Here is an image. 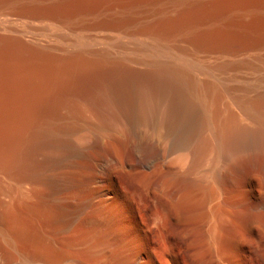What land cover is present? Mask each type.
Wrapping results in <instances>:
<instances>
[{
	"label": "bare ground",
	"instance_id": "obj_1",
	"mask_svg": "<svg viewBox=\"0 0 264 264\" xmlns=\"http://www.w3.org/2000/svg\"><path fill=\"white\" fill-rule=\"evenodd\" d=\"M26 1L0 7L89 33L60 46L0 23L1 261L57 264L21 216L69 226L94 205L122 264H175L180 243L151 236L168 215L211 262L264 264V0ZM76 240L63 264L104 260L100 233Z\"/></svg>",
	"mask_w": 264,
	"mask_h": 264
},
{
	"label": "rangeland",
	"instance_id": "obj_2",
	"mask_svg": "<svg viewBox=\"0 0 264 264\" xmlns=\"http://www.w3.org/2000/svg\"><path fill=\"white\" fill-rule=\"evenodd\" d=\"M37 1V0H36ZM39 1V0H38ZM40 1H42V0H40ZM25 2H27L26 0H25ZM48 4H49V1L47 2ZM46 3V4H47ZM168 2H166V3H162V6H164V4H167ZM116 4V3H115ZM115 4H112V5H115ZM168 5H169V3H168ZM168 5H165L164 6V8L166 7V8H170V6H171V4L168 6ZM16 6H18V5H14V3H12L11 5H10V3H9V5H8V3H6V5L5 4H2L1 5V7H0V23L1 24H3L4 26H8L9 28L11 27L12 29H15V30H18V31H23L24 32V34L26 35V38H30L31 36H35L36 38L37 37H40V38H42V30L45 28V30H47L46 31V33L48 34V35H51L52 36V38H53V43H56L57 45H60V46H66V45H72L73 43H74V41H75V39H76V37L77 36H80V35H85V34H88L89 32L88 31H86V30H81V29H79V28H77V27H75V28H73L72 30H69V26H67L66 24H62L61 23V21L60 22H58V21H54V20H52V18L50 19L49 18V16H43V18L41 17L42 15H38L37 14V16H39V17H36V16H31L30 14H29V12L27 13V14H25L24 16H22L23 14H21V17L20 16H17L18 14L20 15V13L18 12V7H16ZM116 7L115 8H117L118 7V5H115ZM144 6H148V5H146V4H142L141 6H139V7H137L138 9H142L143 10V7ZM168 6V7H167ZM135 7V8H136ZM145 8H147V7H144V10L143 11H141V10H139V11H137V9H135L134 10V12H137V14L136 15H138L139 13H140V11H141V16H142V14L143 13H145L144 11H146L145 10ZM148 8H151V7H148ZM147 8V11L146 12H148V13H151V10L153 9V8H151V9H148ZM31 12V11H30ZM139 12V13H138ZM18 13V14H17ZM148 13H145V14H143V16L141 17L140 15V19L142 18V19H144L145 17V15H146V17L147 16H150V14H148ZM33 14H34V12H33ZM30 15V16H29ZM36 15V14H35ZM151 15H152V13H151ZM139 16H137V17H139ZM151 17V16H150ZM149 18V17H148ZM146 19V18H145ZM78 20L77 19H75L74 20V22H77ZM54 35H56V36H54ZM65 35V39L64 38H62V36H64ZM115 34H112L110 37L111 38H113V39H115ZM62 38V39H61ZM41 40V39H40ZM42 41V40H41ZM102 43H101V40H98L97 42H94V46H99V45H101ZM130 179V178H129ZM129 179H127V181H128V184H129V182H131V181H129ZM130 180H133L132 178L130 179ZM132 183H134V181H132ZM131 184V183H130ZM147 203H146V207H147V209H148V211H153L152 210V205L148 202V201H146ZM150 204V205H149ZM102 210H104V211H102ZM99 211V212H98ZM102 212V213H101ZM107 213V214H106ZM23 216V215H22ZM21 216V219H22V221H23V219H25L23 222L25 223V226H27L26 228H27V230L31 233V234H35V232H37L36 234H35V236L37 235H39L38 236V238H40V239H38V240H41L40 241V243L42 242V235L41 234H44L45 235V233L47 234V236L49 235V234H51V235H49V236H51L52 238H53V243H52V247H54V250L53 251H55L56 249V251L52 254L53 256H51L52 258L54 257L55 259H57V260H55L54 258V260L56 261V263L57 264H63L64 262L63 261H65V255H66V253H64L65 251H63V250H65V249H63V248H61L62 247V245H63V247H65L66 245H68L70 242H73V243H75L77 240L76 239H78V237H80V236H82V235H84L86 232H90L91 230H93L94 232H98V233H100V237L102 238V242L103 243H105V245L103 244V246L101 247L102 248V250H103V255H105L104 256V260L103 261H101V259L99 260V263L98 264H102L103 262H104V264H122L123 262H124V259H125V256L126 255H128V253H126L125 251H127L126 250V248H125V246L122 244V245H120L119 243H117L116 241H114V238L117 236V233H116V231H115V224L112 222V220L109 218V211L106 209L105 210V208L103 209H99V208H95V206L94 205H92V206H90V207H87L79 216H78V218H75L74 220L75 221H73L72 223H68V225L69 226H58L57 224V226H55V224L53 225L51 222H49V221H46L45 219H43L42 218V213L39 215V216H37L36 215V217H35V215H34V217H30V216H27V215H24V217H22ZM26 216V217H25ZM98 217V218H97ZM171 217H173L172 215H168V217H167V219H165V217L163 218V220L164 221H162V223L161 224H164V227L163 228H159L160 229V231H159V229H157L156 230V228L155 229H153V230H151V233H152V237H154V240H153V238H152V242L153 241H155V244L154 245H158L159 247V249L160 248H162V247H164L163 245L169 240V241H172V240H174L173 242L175 243V242H177L178 244L180 243V245L179 246H175L174 248H175V250H177V251H174V253L176 254V256L178 257V258H176V262H175V264H178L177 262H180L179 264H197L198 262H199V264H201V262L203 263V264H217V262H211V260L209 259V256H208V253H207V250H204L200 245H199V242L197 241L196 242V240L194 239L195 237H194V235H193V237L194 238H191V235H190V233H189V235H188V232H187V229H184V228H186L185 227V225H179V223H177L176 221L174 222L173 220L174 219H172ZM36 219V221H35V219H34V221H32V219ZM112 218H113V215H112ZM116 218V217H115ZM170 218V219H169ZM27 219V220H26ZM38 219V220H37ZM91 219H92V223H89V221H91ZM95 219V220H94ZM46 221V222H43V221ZM88 220V221H87ZM166 221V222H165ZM31 222H34V223H31ZM49 224H48V223ZM164 222V223H163ZM43 223V224H42ZM51 223V224H50ZM83 223V224H82ZM170 223V224H169ZM33 224V225H32ZM45 224V225H44ZM169 224V225H168ZM90 225V226H89ZM45 226V227H44ZM51 226V227H50ZM95 226V227H94ZM159 226H161V225H159ZM163 226V225H162ZM167 226V227H166ZM169 226H171V227H169ZM179 226H181V227H183V228H181V227H179ZM64 227V228H63ZM69 227V228H68ZM79 227V228H78ZM169 227V228H168ZM45 228V229H44ZM68 228V229H67ZM78 228V229H77ZM83 228H85V230L83 229ZM87 228V229H86ZM113 228V229H112ZM169 230H168V229ZM178 228V229H177ZM48 229V230H47ZM53 229V230H52ZM83 229V230H82ZM94 229H97L96 231L94 230ZM165 229V230H164ZM181 229H184V230H186V232H185V234H183V232H184V230L182 231ZM111 230V234H109L110 231ZM173 230V231H172ZM43 231V232H42ZM115 231V232H114ZM153 231H155V232H153ZM178 231H180L181 233H182V235L180 236L183 240H180V237L178 236V234L180 235L181 233H179ZM39 232V233H38ZM52 232H54V233H52ZM76 234H75V233ZM168 232V233H167ZM62 233V234H61ZM78 233V234H77ZM114 233V234H113ZM155 233V234H154ZM163 233V234H162ZM171 233V234H170ZM187 233V234H186ZM55 236H57L56 238H57V242H56V238L55 237H53L54 235ZM57 234V235H56ZM157 234V235H156ZM168 234V235H167ZM170 234V235H169ZM174 234H176V236L174 235ZM162 237H161V236ZM187 236V237H190V238H187V237H185V236ZM36 236V237H37ZM59 236H60V238L61 239H59ZM156 236L158 237V238H156ZM170 236V237H169ZM108 237V238H107ZM178 239H177V238ZM184 237V238H183ZM66 238V239H65ZM75 238V239H74ZM106 238V239H105ZM109 238H110V240H109ZM156 238V239H155ZM162 238V239H161ZM163 238L165 239V241L163 240ZM166 238H168V240L166 239ZM171 238V239H170ZM187 238V239H186ZM55 239V240H54ZM70 239H72V241L70 240ZM104 239V240H103ZM160 239V240H159ZM195 241H194V240ZM196 239H197V237H196ZM70 240V242H68ZM189 240V241H188ZM190 240H192V242H196V243H198V244H196V247H198L197 249H196V247H195V244L194 243H192V242H190ZM197 240H199V238L197 239ZM57 243V244H59L60 242H61V244L60 245H57L55 242ZM65 241H67V242H65ZM75 241V242H74ZM110 243H109V242ZM184 241V242H183ZM156 242H159V243H156ZM165 242V243H164ZM182 242V243H181ZM186 242H190L191 244H192V246H190L189 247V244L190 243H186ZM54 243L56 244L55 246H53L54 245ZM66 243V244H65ZM106 243H108L109 245V247L107 246V244ZM154 243V242H153ZM163 243V244H162ZM185 245H184V244ZM71 244V243H70ZM120 245V246H119ZM188 245V247H186ZM194 245V246H193ZM197 245H199L200 247H201V251L199 250V246H197ZM58 246V247H57ZM59 246H61V247H59ZM119 246V247H118ZM162 246V247H161ZM184 246V247H183ZM40 247L42 248V246H41V244H40ZM117 248V249H116ZM119 248V249H118ZM158 248H157V251L159 252V250H158ZM60 249H62V252L60 251L59 252V250ZM110 249V253H109V250ZM163 249V253H166L167 254V251H164V248H162ZM180 250V252H179V250ZM186 249V250H185ZM193 249V250H192ZM196 251H195V250ZM42 250V249H41ZM106 250V251H105ZM113 250H114V252H113ZM188 250V251H187ZM192 250V251H191ZM203 250V251H202ZM185 251V252H184ZM190 251V252H189ZM200 251V252H199ZM162 252H160V253H158V255H157V252H156V255L155 256H164L163 255V253ZM178 252V253H177ZM199 252V254H196V253H198ZM56 253V254H55ZM63 253V254H62ZM109 253V254H108ZM112 253V254H111ZM122 253V254H121ZM186 253V254H185ZM188 253V254H187ZM191 253V254H190ZM56 255V257H55V255ZM58 254V255H57ZM61 254H62V256H61ZM65 254V255H64ZM121 254V255H120ZM165 254V255H166ZM107 255V256H106ZM117 255H119V257L117 256ZM184 255V256H183ZM189 255V256H188ZM192 255H193V257H192ZM194 255H195V257H194ZM83 257L84 256V254H82V255H80V257ZM175 256V257H176ZM62 257V258H61ZM158 257H156L157 258V260H158ZM160 257H159V259H160ZM165 257V256H164ZM190 257V258H189ZM13 260H10V264H17L19 261H18V258H17V256L16 255H14L13 256ZM106 258V259H105ZM162 259H163V257H161ZM84 259V261H86V264L87 263H93L94 264V262H95V264H97V262L98 261H90L89 259H87V258H82V260ZM86 259V260H85ZM162 259H160V261L159 262H162L161 264H166V263H164V259L162 260ZM178 259H180L179 261H177ZM210 261H209V260ZM88 260V261H87ZM109 260V261H108ZM162 260V261H161ZM188 261V263H186L187 261ZM198 260V261H197ZM63 263H62V262ZM185 261V262H184ZM201 261V262H200ZM5 262L2 260L1 261V259H0V264H4ZM5 264H9V263H5ZM231 264V263H230ZM238 264H250V260H249V258H247L246 256L245 257H243V258H241L240 260H239V262H238Z\"/></svg>",
	"mask_w": 264,
	"mask_h": 264
}]
</instances>
